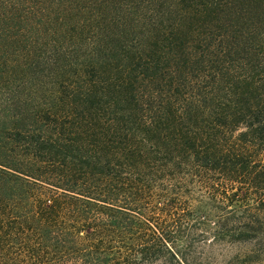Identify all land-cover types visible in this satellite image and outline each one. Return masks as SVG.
<instances>
[{"label": "trees", "instance_id": "obj_1", "mask_svg": "<svg viewBox=\"0 0 264 264\" xmlns=\"http://www.w3.org/2000/svg\"><path fill=\"white\" fill-rule=\"evenodd\" d=\"M157 262L264 264V0H0V264Z\"/></svg>", "mask_w": 264, "mask_h": 264}, {"label": "rangeland", "instance_id": "obj_2", "mask_svg": "<svg viewBox=\"0 0 264 264\" xmlns=\"http://www.w3.org/2000/svg\"><path fill=\"white\" fill-rule=\"evenodd\" d=\"M193 237L198 242H200L199 240H201V241H206L207 240L206 238H204L203 236H200V235H194ZM230 253H232V252L230 251V252L226 253L225 255H228ZM153 264H161V263L157 262V263H153ZM173 264H177V263L173 262Z\"/></svg>", "mask_w": 264, "mask_h": 264}]
</instances>
